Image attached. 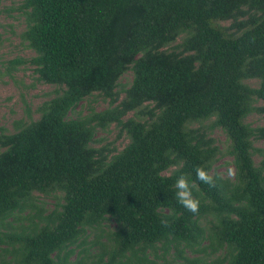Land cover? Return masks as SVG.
<instances>
[{"label": "trees", "instance_id": "1", "mask_svg": "<svg viewBox=\"0 0 264 264\" xmlns=\"http://www.w3.org/2000/svg\"><path fill=\"white\" fill-rule=\"evenodd\" d=\"M19 2L21 37L35 51L28 62L38 81L59 90L39 106L37 119L12 133L0 126V243L11 245L15 264H65L72 251L65 249L84 227L108 216L119 227L106 264L159 242L193 247L205 215L212 216L206 237L222 255L204 263L180 251V264H264V148L257 164L252 153L264 125L244 122L253 111L264 116V0ZM18 63L24 61H11ZM129 69L132 81L118 101L119 79ZM95 92L111 105L67 117ZM257 100L263 104L253 105ZM112 123L129 142L111 155L92 142L97 128ZM213 127L231 142L237 176L230 182L214 174L210 186L195 169L210 172L216 160ZM181 174L194 185L197 214L176 200ZM56 191L63 202L43 215L34 193ZM33 208L37 222L10 226L9 217Z\"/></svg>", "mask_w": 264, "mask_h": 264}, {"label": "rangeland", "instance_id": "2", "mask_svg": "<svg viewBox=\"0 0 264 264\" xmlns=\"http://www.w3.org/2000/svg\"><path fill=\"white\" fill-rule=\"evenodd\" d=\"M20 0H1L0 1V126L5 132L12 133L30 120L37 119L40 115L39 106L46 100L54 97L59 88L56 85L40 82L36 79V73L33 71V65L28 61L35 55V51L26 45L21 34L25 29V19L23 14L17 9ZM178 38L177 41H179ZM23 60L24 63L12 65L13 60ZM133 77L131 69L126 71L119 79L116 88L118 92V101L123 96L125 89L130 85ZM251 86H257L256 80H248ZM263 102L257 100L253 103L255 106H261ZM111 104L108 98L98 93L83 99L77 106L68 113V118H76L89 113L91 110L101 111ZM133 116L129 112L124 119ZM212 118L203 122L209 125ZM244 122L251 127L264 125V116L257 111L249 113ZM197 125V124H196ZM209 134L213 137L218 147L219 153L213 163L210 174L218 175L222 179L229 180L226 177V170L229 166H234V157L231 152L232 146L225 131L220 127H213ZM129 142V137L125 131H121L115 123L107 128H97L92 145L94 147L109 148L111 155L121 151ZM264 148V139L252 140V153L254 163L257 164L261 158L258 149ZM174 167H171L165 173H169ZM195 189V188H193ZM194 196V194H193ZM35 204L38 209H42V214L46 215L55 207H60L62 192L56 191L48 194L35 192ZM38 209L26 210L23 213H17L14 217H9L8 222L12 228L19 230L31 225L32 221L37 222L36 215ZM199 225L203 229V236L193 247H188L184 242L169 241L167 246L160 242L153 248L145 250L137 249L136 254H130L125 251L123 255L116 258L114 264H140L138 257L160 262L163 258L173 261V264L182 263L179 252L187 257H199L204 263H209L213 259L221 256L223 249L212 250L214 246L210 244V239L206 233L210 230L212 216L205 215L199 219ZM119 225L111 218L107 217L99 226L84 227L83 232L77 240L69 245L65 251L72 250L67 257L65 264H106L111 256V250L114 248V242L111 240V234L118 229ZM0 231L5 229L0 228ZM167 249L166 251H164ZM61 252V255L65 252ZM16 254L7 242L0 243V264H15Z\"/></svg>", "mask_w": 264, "mask_h": 264}, {"label": "clouds", "instance_id": "3", "mask_svg": "<svg viewBox=\"0 0 264 264\" xmlns=\"http://www.w3.org/2000/svg\"><path fill=\"white\" fill-rule=\"evenodd\" d=\"M196 179L203 184H208L210 186H215V178L210 174L207 168L203 166H197L195 169ZM237 176V170L234 166H229L226 170V177L229 180H234ZM176 200L177 202L185 208L187 211L197 214L200 209V200L193 196L194 185L190 182L189 178L181 174L176 182ZM161 223L164 226L168 225V221L162 220Z\"/></svg>", "mask_w": 264, "mask_h": 264}]
</instances>
